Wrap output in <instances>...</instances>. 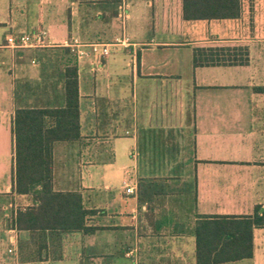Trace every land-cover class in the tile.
<instances>
[{
    "label": "crops",
    "instance_id": "crops-1",
    "mask_svg": "<svg viewBox=\"0 0 264 264\" xmlns=\"http://www.w3.org/2000/svg\"><path fill=\"white\" fill-rule=\"evenodd\" d=\"M257 3L241 0L236 20L186 22L182 0H0V210L29 204L12 191L15 111L62 108L75 64L80 138L53 145V189L80 193L99 229L41 242L19 232L14 257L5 219L0 264H196L200 217L264 220V39L242 38L244 6L255 21ZM40 31L44 47H5ZM73 41L109 55L77 60L63 46ZM237 46L246 66L193 67L195 48ZM252 247L228 264H264V222Z\"/></svg>",
    "mask_w": 264,
    "mask_h": 264
},
{
    "label": "trees",
    "instance_id": "trees-1",
    "mask_svg": "<svg viewBox=\"0 0 264 264\" xmlns=\"http://www.w3.org/2000/svg\"><path fill=\"white\" fill-rule=\"evenodd\" d=\"M241 13V0H182V19L186 22L236 20ZM248 61L245 46L193 49L194 68L246 66ZM257 90L264 93V88ZM12 137V191L19 198H29V204L18 208L12 228L40 242L45 237L57 240L66 234L93 235L99 230L88 226L95 211L84 208L80 193L53 189V145L80 138L75 64L64 71L63 107L16 110ZM263 222L257 212L252 217H200L194 228L196 264H228L251 258L252 231L262 228Z\"/></svg>",
    "mask_w": 264,
    "mask_h": 264
},
{
    "label": "built area",
    "instance_id": "built-area-1",
    "mask_svg": "<svg viewBox=\"0 0 264 264\" xmlns=\"http://www.w3.org/2000/svg\"><path fill=\"white\" fill-rule=\"evenodd\" d=\"M121 19H126V16L121 13ZM45 32H36L27 35H19V36H9L6 39L5 47L11 50L15 49H26V48H39L44 47L47 45L45 43ZM116 44L120 43L119 40L115 41ZM64 48H68L70 52L76 57L77 60L89 57L90 55H97L99 57H107L109 55V47L110 45L101 44V43H91V44H80L77 41H73L72 43H64ZM89 51H86L85 49ZM125 194L126 195H133L134 188L132 186L126 185L125 187ZM18 208L15 205L9 204L6 205L2 212L3 217L9 222V237H8V244L9 248L7 249V253L14 257H17V237H16V230L12 228V223L16 216ZM35 264V263H29Z\"/></svg>",
    "mask_w": 264,
    "mask_h": 264
},
{
    "label": "rangeland",
    "instance_id": "rangeland-1",
    "mask_svg": "<svg viewBox=\"0 0 264 264\" xmlns=\"http://www.w3.org/2000/svg\"><path fill=\"white\" fill-rule=\"evenodd\" d=\"M258 3L253 7L254 13L257 14V20L249 21L247 17H249L250 11H248V6H244V14H245V21L242 22V28H245V35L244 32H242V38L250 39L254 36V29H257V32L259 34V39H264V0H256ZM246 3V0H245ZM250 36V37H248ZM8 197L2 198L0 201L5 200L8 201ZM4 208V207H1ZM3 209L0 210V221H5V218L3 217ZM26 244V243H25ZM23 252L26 256L29 254L31 248L29 245H24ZM9 264H11V261H8Z\"/></svg>",
    "mask_w": 264,
    "mask_h": 264
}]
</instances>
